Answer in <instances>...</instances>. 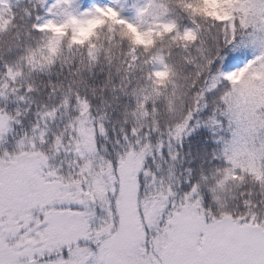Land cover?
I'll use <instances>...</instances> for the list:
<instances>
[{
	"label": "snow or ice",
	"instance_id": "1",
	"mask_svg": "<svg viewBox=\"0 0 264 264\" xmlns=\"http://www.w3.org/2000/svg\"><path fill=\"white\" fill-rule=\"evenodd\" d=\"M0 264H264V0H0Z\"/></svg>",
	"mask_w": 264,
	"mask_h": 264
}]
</instances>
